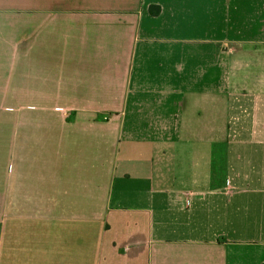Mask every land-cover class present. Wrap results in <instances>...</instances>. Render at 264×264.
<instances>
[{"label":"crops","instance_id":"obj_1","mask_svg":"<svg viewBox=\"0 0 264 264\" xmlns=\"http://www.w3.org/2000/svg\"><path fill=\"white\" fill-rule=\"evenodd\" d=\"M1 98L0 264H264V0H0Z\"/></svg>","mask_w":264,"mask_h":264},{"label":"rangeland","instance_id":"obj_2","mask_svg":"<svg viewBox=\"0 0 264 264\" xmlns=\"http://www.w3.org/2000/svg\"><path fill=\"white\" fill-rule=\"evenodd\" d=\"M4 78V76H3ZM25 100H15L8 98L0 99V124L7 126L13 121L16 117L20 121L25 116Z\"/></svg>","mask_w":264,"mask_h":264},{"label":"trees","instance_id":"obj_3","mask_svg":"<svg viewBox=\"0 0 264 264\" xmlns=\"http://www.w3.org/2000/svg\"><path fill=\"white\" fill-rule=\"evenodd\" d=\"M159 12H160L159 7H157V6H151L150 7V13H151L152 16L159 15Z\"/></svg>","mask_w":264,"mask_h":264}]
</instances>
